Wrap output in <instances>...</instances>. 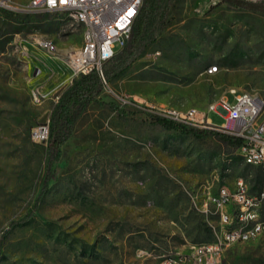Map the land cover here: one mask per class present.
Returning <instances> with one entry per match:
<instances>
[{
    "label": "rangeland",
    "instance_id": "374dc122",
    "mask_svg": "<svg viewBox=\"0 0 264 264\" xmlns=\"http://www.w3.org/2000/svg\"><path fill=\"white\" fill-rule=\"evenodd\" d=\"M25 15L0 7V264H163L213 240L208 194L238 179L264 191V171L236 147L167 130L145 106L205 110L230 89L264 98V0H173L162 35L88 106L48 174L47 143L31 131L72 84L66 60L83 33L67 14ZM32 90L45 98L33 103ZM218 264H264V234Z\"/></svg>",
    "mask_w": 264,
    "mask_h": 264
},
{
    "label": "built area",
    "instance_id": "2783aa9c",
    "mask_svg": "<svg viewBox=\"0 0 264 264\" xmlns=\"http://www.w3.org/2000/svg\"><path fill=\"white\" fill-rule=\"evenodd\" d=\"M11 4V0H4L0 2V7L32 15H73L74 27H80L84 35V45H81L76 56L67 57L66 60L68 81L72 83L93 71L102 77V65L112 59L130 39L142 0H29L21 9ZM35 42L39 43V49L53 53L51 41L37 39ZM103 83L107 86L105 81ZM227 93L233 96L231 102L226 98ZM45 96L38 90L31 91V101L35 104ZM263 99L258 95H245L244 91L230 89L221 96V101L210 104L205 110L192 108L184 114H177L167 106H145L155 117L240 140L237 152L244 153L245 160L251 161V166L256 168V162L264 160ZM123 102L133 104L128 100ZM211 112L218 113L221 123L216 124L208 118ZM48 134L47 121L32 129L31 139L35 143L46 144ZM253 201H260V196L249 197L242 184L235 182L232 188L222 185L215 194H208L203 212L207 213L210 206L218 218L217 225L211 227L213 240L190 246L186 254L173 257V261L164 258L163 264H218L228 247L259 238L264 234V224L258 223ZM244 207H251V214H244ZM233 216H241V223H233ZM245 223H252V231H245ZM226 225H233V232H226ZM215 230H222V241H215Z\"/></svg>",
    "mask_w": 264,
    "mask_h": 264
},
{
    "label": "trees",
    "instance_id": "16d2710c",
    "mask_svg": "<svg viewBox=\"0 0 264 264\" xmlns=\"http://www.w3.org/2000/svg\"><path fill=\"white\" fill-rule=\"evenodd\" d=\"M173 0H142L139 13L134 21L132 33L128 42L116 55L102 65V77L98 72H91L74 80L58 97L48 120V140L46 144V174L49 173L53 162L57 159L61 146L71 137L77 121L85 114L88 106L98 100L104 90L103 81L110 83L124 74L144 51L162 35L167 25V17ZM251 10H262L256 4L248 5ZM53 15L44 13L38 15L26 14L24 17L15 16L22 23H40ZM117 110L112 103H107ZM153 123L167 130L180 133L193 132L195 136L211 134L218 140L238 147L240 140L209 131L188 129L187 126L174 123L159 117H152ZM245 167H252L245 165ZM254 168V167H253ZM209 233L212 235L211 229Z\"/></svg>",
    "mask_w": 264,
    "mask_h": 264
},
{
    "label": "bare ground",
    "instance_id": "6f19581e",
    "mask_svg": "<svg viewBox=\"0 0 264 264\" xmlns=\"http://www.w3.org/2000/svg\"><path fill=\"white\" fill-rule=\"evenodd\" d=\"M0 2H4V0H0ZM67 16L73 21V15L67 14ZM35 45L39 49V43L35 42ZM81 45H84V35L83 34H82ZM81 45L79 48H77L73 52L71 51V53L69 54L68 57L76 56L78 51L81 50ZM52 46H53V52H54L56 47L53 43H52ZM46 52H48V51H46ZM211 69H213V67H210L207 70V72L213 73L216 70V68H215L214 71H209ZM244 94L245 95H256V94L249 93V92H244ZM219 101H221V97L216 102H219ZM169 109L174 110L175 112H177V114H184V112L190 111V109H188L186 111H177V110L170 108V107H169ZM262 110H264V99L262 101ZM239 155L243 159V161L245 162L246 165L251 166V161L245 160V154L244 153H239ZM256 168H260L261 170L264 171V160L257 161L256 162ZM235 183L236 184H242L243 190L245 191L246 194H248L249 197H259L260 196V201H253V208L255 209V216L258 217V223L264 224V219L262 218V211H263L262 209L264 206V191H257L254 193L250 192V190L248 189L245 182L241 179H238ZM244 214H251V207H244ZM233 223H241V216H233ZM245 231H252V223H245ZM226 232H233V225H226ZM222 240H223L222 230L216 231L215 232V241H222ZM166 261H173V259H167Z\"/></svg>",
    "mask_w": 264,
    "mask_h": 264
},
{
    "label": "snow or ice",
    "instance_id": "6c2138e0",
    "mask_svg": "<svg viewBox=\"0 0 264 264\" xmlns=\"http://www.w3.org/2000/svg\"><path fill=\"white\" fill-rule=\"evenodd\" d=\"M129 15H131V13H129Z\"/></svg>",
    "mask_w": 264,
    "mask_h": 264
}]
</instances>
